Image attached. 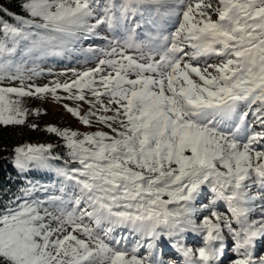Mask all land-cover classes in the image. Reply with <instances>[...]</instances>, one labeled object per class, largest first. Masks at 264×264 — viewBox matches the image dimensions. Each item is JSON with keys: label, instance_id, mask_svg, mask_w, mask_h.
Here are the masks:
<instances>
[{"label": "snow or ice", "instance_id": "obj_1", "mask_svg": "<svg viewBox=\"0 0 264 264\" xmlns=\"http://www.w3.org/2000/svg\"><path fill=\"white\" fill-rule=\"evenodd\" d=\"M18 6L0 4V125L50 97L107 131L49 126L63 153L13 150L23 182L0 194V264H175L165 245L180 264H264V0ZM74 48L94 66L31 82L29 63Z\"/></svg>", "mask_w": 264, "mask_h": 264}, {"label": "rangeland", "instance_id": "obj_2", "mask_svg": "<svg viewBox=\"0 0 264 264\" xmlns=\"http://www.w3.org/2000/svg\"><path fill=\"white\" fill-rule=\"evenodd\" d=\"M88 43H91L90 41L85 42V47H87ZM35 66L37 71L41 73L38 77H34L31 81L37 86H45L48 85L51 81L59 79L62 82L65 79H68L71 76V69L76 70H83L88 67H93L94 63H87L85 61V54L79 51V49L74 48L72 51L66 52L63 56H48L44 57L42 59H39L35 61V64L29 63V67ZM49 73H52L51 75ZM64 73H68L67 76L63 75ZM18 82L16 84H9L8 82H5L4 86H17ZM58 95L65 96L67 95L63 91L58 92ZM64 104H68L70 107H76L77 104L73 101L69 100H62L60 102H57L50 97L48 99H38V98H25V106L29 108L30 115L28 118L27 123L25 124L29 128H31L29 125L38 123H41L42 128L46 129L49 126H55L61 129H71L74 131L79 132H91L96 130H104L107 131V129L103 128L102 126H95L92 128L85 127L81 122L76 118L73 117L70 113L66 111V109L63 107ZM81 108H82V114L87 111V105H84L81 102ZM40 112V115L37 116L34 113L36 111ZM54 141L52 145L56 146L58 144L62 145V141L54 136ZM30 144L28 141L24 142L20 146ZM41 174L40 177L35 178L34 180L39 181H47L51 179V177L48 174H45L40 171H35ZM32 173V172H31ZM218 210L224 211L225 214H227L226 209L222 205H218ZM125 234H127L126 230ZM229 244L232 243V241L229 239L227 241ZM132 243V238L129 237V244ZM185 243L188 246H201L202 245V237L189 235L186 238ZM262 249L260 253H264V242H258L257 252ZM164 258L166 260H173L175 261V264H180L182 257L177 253L175 250L171 249L170 247H167L165 245V252H164Z\"/></svg>", "mask_w": 264, "mask_h": 264}, {"label": "trees", "instance_id": "obj_3", "mask_svg": "<svg viewBox=\"0 0 264 264\" xmlns=\"http://www.w3.org/2000/svg\"><path fill=\"white\" fill-rule=\"evenodd\" d=\"M21 2L22 0H0V4H3L4 7L23 15L24 13L18 6ZM54 140V135L42 128L41 123H38L35 129L26 125H0V194L4 195L5 199L12 192H15L23 182V178L12 163L13 150L27 141L30 144H52ZM60 145H56L55 150L63 153L64 149ZM26 175L31 179L41 176L38 172L27 173Z\"/></svg>", "mask_w": 264, "mask_h": 264}, {"label": "bare ground", "instance_id": "obj_4", "mask_svg": "<svg viewBox=\"0 0 264 264\" xmlns=\"http://www.w3.org/2000/svg\"><path fill=\"white\" fill-rule=\"evenodd\" d=\"M262 251V249H260L257 253L259 254Z\"/></svg>", "mask_w": 264, "mask_h": 264}]
</instances>
